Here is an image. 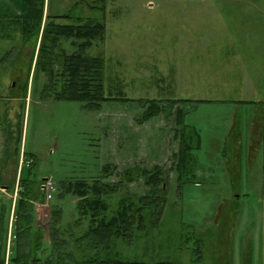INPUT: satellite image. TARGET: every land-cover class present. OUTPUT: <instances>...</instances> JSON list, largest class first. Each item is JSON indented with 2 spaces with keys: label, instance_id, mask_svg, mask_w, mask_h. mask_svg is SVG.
Returning a JSON list of instances; mask_svg holds the SVG:
<instances>
[{
  "label": "rangeland",
  "instance_id": "obj_1",
  "mask_svg": "<svg viewBox=\"0 0 264 264\" xmlns=\"http://www.w3.org/2000/svg\"><path fill=\"white\" fill-rule=\"evenodd\" d=\"M8 3L0 0V137L8 139L24 114L21 151L28 161L22 178L34 186L50 179L55 187L49 202L35 204L34 226L44 242L60 181L100 178L108 163L115 172L158 165L168 173L164 209L156 225L146 218L138 238L116 241L120 258L146 264H264V0H45V14L62 16L51 19L55 24L89 18L105 24L103 41L86 52L104 60L105 96L129 100H107L96 112L54 99L40 66L33 64L29 76L28 53L37 35L23 39L15 32L16 24L6 19L17 18L19 7L7 8ZM70 43L62 40L58 47L68 55L74 51ZM16 73L23 86L17 93L8 87ZM17 97L21 102H12ZM152 99L188 101L179 104L183 122L200 138L189 182L179 183L171 168L179 148L173 116L136 121L143 111L138 101ZM18 189L0 195V208L8 211ZM128 190L142 195L148 188L137 181ZM117 198L111 199L109 214ZM61 207L67 219L75 212L74 199ZM11 219L12 213L7 254Z\"/></svg>",
  "mask_w": 264,
  "mask_h": 264
},
{
  "label": "trees",
  "instance_id": "obj_2",
  "mask_svg": "<svg viewBox=\"0 0 264 264\" xmlns=\"http://www.w3.org/2000/svg\"><path fill=\"white\" fill-rule=\"evenodd\" d=\"M44 3L45 0H20L15 24L23 39L34 34L38 36L42 28L33 64L35 69L40 66L46 72L47 89L54 99L80 102L84 109L91 112L99 111L107 100H129L122 96L112 97L110 93L105 96L104 60L86 52L94 42L103 41L104 22L89 18L79 24L58 25L51 19L62 16L51 17L47 13L44 17ZM59 38L70 40L74 51L67 55L60 49V67H53L52 51L45 41L55 46ZM33 64L29 67V76ZM138 102L143 109L136 119L139 124L160 114H166L168 118L173 116L175 125L179 126L174 134L179 139V148L172 155L171 168L176 172L179 183L191 181L195 169L192 151L199 148L200 138L183 122L185 112L179 104L188 101L152 99ZM18 127L17 146L20 142ZM192 133L197 137L196 145L192 144L195 137L191 136ZM114 170L116 168L108 163L102 167L100 178L58 183V191L49 211L48 239L44 242L42 230L34 226L35 204H42L45 199L40 186L42 181L34 186L33 182L22 178L20 169L19 189L13 204H10L8 211L4 206L0 208V264H146L124 260L114 249L118 240L130 243L138 238L139 232L146 228L147 217H152L153 226L157 224L166 203L168 173L158 165L151 168L131 166L119 172ZM112 177L116 181L111 180ZM137 181H142L148 188L146 193L135 195L129 192L128 186ZM11 189L14 190V186ZM117 195L116 209L109 214L111 199ZM67 198L74 199L75 212L64 219L61 206L63 201L69 200ZM10 213L9 238L12 247L7 254ZM245 261L249 262L247 258Z\"/></svg>",
  "mask_w": 264,
  "mask_h": 264
},
{
  "label": "crops",
  "instance_id": "obj_3",
  "mask_svg": "<svg viewBox=\"0 0 264 264\" xmlns=\"http://www.w3.org/2000/svg\"><path fill=\"white\" fill-rule=\"evenodd\" d=\"M9 3L7 4L8 7H11V5H13V7L11 8H15V7H20V0H7ZM7 5H5L4 7H6ZM45 9H46V4L44 3V17L45 15ZM19 14V11H17L15 13ZM6 21H8V23H16L17 19H6ZM44 21V19H43ZM1 23V20H0ZM16 26V25H15ZM16 31H20L19 27L16 26ZM0 29L3 30L4 29V25L0 26ZM42 31V28H41ZM41 31L39 32V35L37 36L36 39V43L32 49V64L36 58L37 55V50L39 47V42H40V34ZM14 32V30H13ZM33 66V65H32ZM15 101L12 102H21L20 98H13ZM14 104V103H13ZM18 104V103H16ZM14 104V105H16ZM21 104V103H19ZM22 117L19 116V122H18V129L20 128V142L17 146V144L15 143L16 140V132H17V126L15 125V127H11V132H10V137L8 138L9 141H7L4 136L0 137V195H3L4 197L7 196L6 192H8V190H12L11 187L12 186H17L18 184V176H19V171L20 169H22V172L25 168L24 164L26 163V161H28V158H25L26 153L21 151V145H22V139H23V126L25 124V117L24 114L21 115ZM1 121H0V129H1ZM2 131V130H1ZM18 147V150H17ZM30 158V157H29ZM28 165V164H27ZM13 204V203H12Z\"/></svg>",
  "mask_w": 264,
  "mask_h": 264
},
{
  "label": "flooded vegetation",
  "instance_id": "obj_4",
  "mask_svg": "<svg viewBox=\"0 0 264 264\" xmlns=\"http://www.w3.org/2000/svg\"><path fill=\"white\" fill-rule=\"evenodd\" d=\"M64 25V24H63ZM62 40H67V39H64V38H59L58 39V41H57V43L55 44V46H53L52 44L53 43H51L50 45H48L49 47H50V50L51 51H53V50H55V49H57L58 48V51H56L55 53H53L52 52V56H53V58H54V60L53 61H57V62H60L61 60H60V47H58L59 45H60V43H61V41ZM52 46H53V48H52ZM38 51V50H37ZM32 48H31V53H28V56L30 57V59H29V65L31 66V63H32ZM62 53H64V52H62ZM65 54V53H64ZM53 67H57L55 64H53ZM21 80H22V77L20 76V74H18V73H16L13 77H12V82H11V84L8 86L9 87V90H11L12 92H15V93H17V91H19V89H20V87H23L22 85H21ZM18 82V83H17Z\"/></svg>",
  "mask_w": 264,
  "mask_h": 264
},
{
  "label": "built area",
  "instance_id": "obj_5",
  "mask_svg": "<svg viewBox=\"0 0 264 264\" xmlns=\"http://www.w3.org/2000/svg\"><path fill=\"white\" fill-rule=\"evenodd\" d=\"M41 190L44 192L45 203L49 202L55 192V187L50 179H45L41 184Z\"/></svg>",
  "mask_w": 264,
  "mask_h": 264
}]
</instances>
